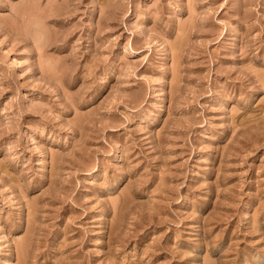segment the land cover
<instances>
[{
  "label": "rangeland",
  "instance_id": "374dc122",
  "mask_svg": "<svg viewBox=\"0 0 264 264\" xmlns=\"http://www.w3.org/2000/svg\"><path fill=\"white\" fill-rule=\"evenodd\" d=\"M0 264H264V0H0Z\"/></svg>",
  "mask_w": 264,
  "mask_h": 264
}]
</instances>
